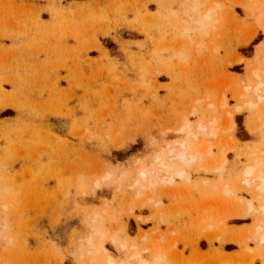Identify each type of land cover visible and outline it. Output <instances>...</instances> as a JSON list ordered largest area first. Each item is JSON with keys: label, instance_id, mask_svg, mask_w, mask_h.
<instances>
[{"label": "rangeland", "instance_id": "1", "mask_svg": "<svg viewBox=\"0 0 264 264\" xmlns=\"http://www.w3.org/2000/svg\"><path fill=\"white\" fill-rule=\"evenodd\" d=\"M261 82L264 0H0V264H264Z\"/></svg>", "mask_w": 264, "mask_h": 264}, {"label": "bare ground", "instance_id": "2", "mask_svg": "<svg viewBox=\"0 0 264 264\" xmlns=\"http://www.w3.org/2000/svg\"><path fill=\"white\" fill-rule=\"evenodd\" d=\"M211 12V11H210ZM207 16H208V14H207ZM206 16V18H208ZM254 74L255 75H257V72H254ZM247 89H250V87L249 88H247ZM251 91V90H250ZM250 91H248V92H250ZM253 91V90H252ZM251 91V92H252ZM247 92V91H246ZM248 92H247V94H248ZM256 96H257V98L259 99H256L255 98V102L257 101V104H259V102L260 101H263V103H264V82H261L260 84H259V86L256 88V89H254V92H253ZM243 97L244 96H247L246 94H243L242 95ZM253 97V96H252ZM249 99H250V96H249ZM253 101V100H252ZM248 102H249V100H248ZM261 103V102H260ZM213 105V104H212ZM248 105L250 106V107H253V108H255L256 106H254V104L253 103H251V99H250V102L248 103ZM238 110H240V108L238 109ZM186 124V125H185ZM184 125L185 126H187L188 124H187V122L185 123ZM204 125H202V126H200V128H202L203 130H205V126L203 127ZM260 128V127H259ZM212 130V129H211ZM213 130H214V128H213ZM255 132V131H254ZM209 133H212L211 131L209 132ZM186 146L185 145H183L182 146V148L179 150L178 149V151H173V150H170V153H171V159H176V160H178L179 162H181V163H190V162H194V161H197V160H201V159H203V156H204V154H206V153H204L205 151H203V153H201L200 155H193V154H189V153H187V151H186ZM208 151H209V149H208ZM208 151H207V153H208ZM256 158V157H255ZM257 158H259V157H257ZM260 159V158H259ZM261 160V161H260ZM259 161H260V164L263 162L262 161V158L260 159ZM256 163V162H255ZM259 163H256V164H254V166L256 167L257 165L259 166L260 165ZM161 168V167H160ZM247 168H249V167H247ZM163 169V168H162ZM208 169V168H207ZM253 169H255V168H253ZM253 169H249V170H247L246 169V175L249 177V176H253L254 175V173H255V170H253ZM158 171H160V170H158ZM147 173V172H146ZM157 173H159V172H157ZM162 173V172H161ZM143 174V178H145V176H146V174H145V171H144V173H142ZM168 173L166 172V175H167ZM170 175V174H169ZM169 175H167L168 177H169V179L171 180L172 178H171V176H169ZM156 176H158V174L156 175ZM160 176V175H159ZM164 176V175H163ZM178 176L179 177H183V173L182 172H180L179 174H178ZM244 176V175H243ZM242 176V177H243ZM161 177V176H160ZM245 177V176H244ZM159 178V177H158ZM163 178V177H162ZM164 179V178H163ZM249 178H247L246 180H242V181H244L243 183H245L246 184V187H247V185H248V187L249 186H251V184H249V182H250V180L251 179H249ZM166 180V179H165ZM253 180H255V185H257L259 182V185H260V187L258 188V189H260V190H262V188H264V173L263 172H259L256 176H255V178H252V184H253ZM256 180H258L257 182H256ZM246 181V182H245ZM251 183V182H250ZM256 190V189H255ZM260 190H258V192L257 193H260L261 191ZM226 192H227V190H226ZM229 193V192H228ZM259 231V229H257L256 230V232H258ZM87 237H89V235L87 236ZM91 237V236H90ZM90 239V238H89ZM87 240V238H86V240H87V242L88 241H90V240ZM85 241V240H84ZM259 241H260V243H264V234H262L261 236H260V238H259ZM86 242V243H87ZM90 243V242H89ZM100 244H102V243H100ZM121 247V246H120ZM122 248V247H121ZM120 248V249H121ZM106 252V251H105ZM138 257V254H133L132 256H131V258H134V259H136ZM139 262V261H138ZM106 264H126V262H116L115 260H113L112 259V257L111 256H107V259H106ZM139 264V263H138ZM140 264H149L147 261H142V262H140ZM150 264H161V258H159L158 260H155L154 262H152V263H150Z\"/></svg>", "mask_w": 264, "mask_h": 264}, {"label": "crops", "instance_id": "3", "mask_svg": "<svg viewBox=\"0 0 264 264\" xmlns=\"http://www.w3.org/2000/svg\"><path fill=\"white\" fill-rule=\"evenodd\" d=\"M149 228V227H148ZM145 230H147V229H145ZM237 250V248H234L233 250H231V251H228V254H232V252H235Z\"/></svg>", "mask_w": 264, "mask_h": 264}]
</instances>
